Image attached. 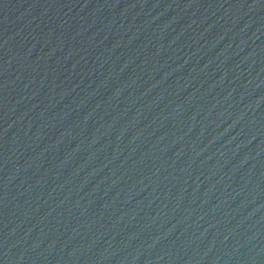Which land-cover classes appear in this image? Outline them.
I'll return each instance as SVG.
<instances>
[{"label":"water","instance_id":"water-1","mask_svg":"<svg viewBox=\"0 0 264 264\" xmlns=\"http://www.w3.org/2000/svg\"><path fill=\"white\" fill-rule=\"evenodd\" d=\"M0 264H264V0H0Z\"/></svg>","mask_w":264,"mask_h":264}]
</instances>
